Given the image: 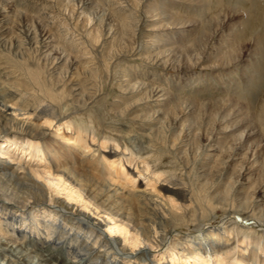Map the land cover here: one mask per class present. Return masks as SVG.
Segmentation results:
<instances>
[{"label": "rangeland", "instance_id": "rangeland-1", "mask_svg": "<svg viewBox=\"0 0 264 264\" xmlns=\"http://www.w3.org/2000/svg\"><path fill=\"white\" fill-rule=\"evenodd\" d=\"M166 18H171V22ZM235 33L239 37L232 40ZM263 36L264 0H0V83L9 77L15 82L24 79L32 84L35 96H42L44 87L60 96L66 90L69 76L84 88L91 87L96 95L88 109L79 111L80 117L83 113L87 118L93 114L82 125L88 134L95 136V141L89 140L91 151H102V140L116 141L119 148L113 149V158L120 160L121 153L131 154L148 165L149 171L143 172L144 176L142 172L136 175L137 171L131 168L137 186L146 184L147 178L157 171L174 184L182 180L196 203L197 217L204 216L215 208L209 196L220 178L225 179L221 187L224 189L218 191L230 190L229 203L236 198L232 191L236 187L247 202L256 199L264 204V71L258 69L249 81V71L256 65V47ZM51 48H55L51 58L46 57ZM153 54L160 55L161 61L147 58ZM76 56L79 58L75 60ZM54 57L59 59L56 61ZM128 71L133 74L131 83L159 86L167 94L170 92L173 99L167 109L164 107L162 116L154 113L147 89L136 94L120 88L119 81ZM2 88L0 85V91ZM10 97L18 105V112L23 113L22 107L41 110L43 106L33 95L14 92ZM115 104L117 111L111 107ZM137 115L155 124L142 125ZM64 117L52 119L47 129L52 136L61 129L62 121L68 120H63ZM231 125H235L232 131L219 133L223 128L231 130ZM119 130L126 132L125 140L116 136ZM213 148L218 152L211 156L209 150ZM201 170L206 172L204 180L199 179ZM60 195L63 194H59L63 199ZM214 210L211 218H199L177 232L196 234L195 227L228 225V216L246 220L247 225L257 223L259 231L264 230V222L260 221L263 218L254 220L239 212ZM13 260L0 253V264H13Z\"/></svg>", "mask_w": 264, "mask_h": 264}, {"label": "bare ground", "instance_id": "bare-ground-1", "mask_svg": "<svg viewBox=\"0 0 264 264\" xmlns=\"http://www.w3.org/2000/svg\"><path fill=\"white\" fill-rule=\"evenodd\" d=\"M251 29L254 30L253 27ZM236 36L239 37V34L235 33L231 37L232 40ZM258 43L257 52L254 54L257 59L256 65L249 69V81L258 69H261V73L264 71L262 64L264 36ZM51 49L47 51L46 57H50L55 48ZM74 58L76 60L79 56ZM147 58L161 61L158 54ZM54 59L57 61L59 58L54 57ZM245 73L248 74L246 71ZM132 75L130 71L125 72L119 81L120 88L136 94L147 89L149 101L155 108L154 113L162 116L164 107L167 109V105L173 99L169 97L170 92L167 91V94L159 86L154 87L140 82L131 83ZM12 79L13 77H9L1 80L2 84L0 83L3 87L0 91V156L2 157L0 158V253L13 258V264H264V230L259 231L257 223L247 225L246 220L238 221L228 216L230 218L226 221L231 225L223 223L216 228L195 227L196 234H193V231L177 232L179 228L188 226V223L191 224L199 218H211L215 208L239 212L254 220H259L257 217L264 219V204L261 205L260 200L247 202L239 196L240 188L235 187L232 191L236 194V198L229 203L227 195L230 190L218 191L222 186L224 187L222 182L225 179L220 178L217 183L215 181L216 189H213L209 196L215 202V208L210 209L204 216L200 214L197 217L196 203L193 201L191 191L182 180L175 181L174 184L173 181L163 178L164 175L156 169V174L149 176L146 184L143 182L141 186H137L136 175L148 170L145 161L135 160L130 156L131 154L123 153L120 154V160L113 158L115 156L113 149L116 151L119 146L116 141L109 139L100 142L102 151H91L89 140L95 141V136L88 134L82 125L93 114L88 118L83 116L85 113L79 116V111L88 109L96 95L91 87L84 88L74 77L69 76V81L65 84V94L63 93L65 98L63 94L59 96L53 92V89L45 87L42 88L43 92L39 91L42 92V96H35L31 91L32 84L25 82L24 79V82L11 81ZM33 81L39 85L36 79ZM247 83L253 85L254 81ZM14 92L26 96L33 95L39 100V105L43 103L41 110H36L35 107L30 110L22 107L23 113L18 112V105L13 103L10 97ZM115 106L118 105L111 106L113 110ZM146 107L149 108L148 106L144 108ZM180 110L182 111V108ZM118 113L121 116L122 111ZM62 115H65L63 120L67 118L68 120L62 121L61 129L52 136L47 129L53 120H57V117ZM72 118L74 119L69 120ZM136 118L142 125L151 127L155 124L147 122L139 115ZM235 125L230 126L231 130L223 128L224 130H220L219 133L225 135L226 132L232 131ZM117 132L116 136L126 139L125 131ZM209 151L211 156L218 152L217 148ZM140 164H143L142 170ZM131 168L137 171L136 175ZM201 172L199 179L204 180L206 172L205 170ZM59 194H63L60 195L64 196L63 199ZM260 221L264 222V220ZM228 226L230 229L227 228ZM247 232L252 236L247 235ZM239 234H242L240 238H238ZM119 236H122V239ZM232 241L234 245L230 247Z\"/></svg>", "mask_w": 264, "mask_h": 264}]
</instances>
